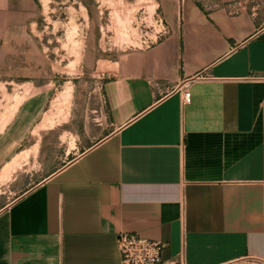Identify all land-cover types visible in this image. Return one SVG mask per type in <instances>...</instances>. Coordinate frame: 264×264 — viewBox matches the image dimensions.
<instances>
[{"label":"crops","instance_id":"0c3cea01","mask_svg":"<svg viewBox=\"0 0 264 264\" xmlns=\"http://www.w3.org/2000/svg\"><path fill=\"white\" fill-rule=\"evenodd\" d=\"M177 5L71 116L37 95L0 130V264H125L122 231L159 264H264V0Z\"/></svg>","mask_w":264,"mask_h":264},{"label":"rangeland","instance_id":"374dc122","mask_svg":"<svg viewBox=\"0 0 264 264\" xmlns=\"http://www.w3.org/2000/svg\"><path fill=\"white\" fill-rule=\"evenodd\" d=\"M178 2L0 0V130L37 95L52 123L71 116L80 87L99 93L125 53L163 38Z\"/></svg>","mask_w":264,"mask_h":264},{"label":"built area","instance_id":"2783aa9c","mask_svg":"<svg viewBox=\"0 0 264 264\" xmlns=\"http://www.w3.org/2000/svg\"><path fill=\"white\" fill-rule=\"evenodd\" d=\"M185 98H190L188 88ZM118 249L125 264H159L166 245L137 232L122 231L117 239Z\"/></svg>","mask_w":264,"mask_h":264}]
</instances>
